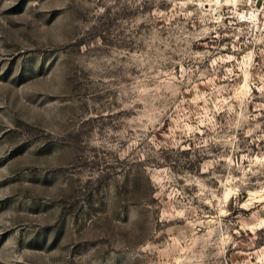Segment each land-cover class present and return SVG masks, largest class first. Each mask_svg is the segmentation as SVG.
Returning a JSON list of instances; mask_svg holds the SVG:
<instances>
[{
  "label": "rangeland",
  "instance_id": "1",
  "mask_svg": "<svg viewBox=\"0 0 264 264\" xmlns=\"http://www.w3.org/2000/svg\"><path fill=\"white\" fill-rule=\"evenodd\" d=\"M0 264H264V0H0Z\"/></svg>",
  "mask_w": 264,
  "mask_h": 264
}]
</instances>
